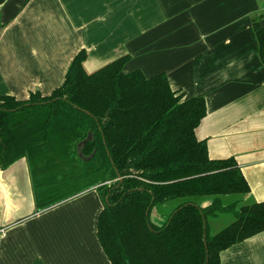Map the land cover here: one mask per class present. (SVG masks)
I'll return each mask as SVG.
<instances>
[{"label": "crops", "instance_id": "obj_1", "mask_svg": "<svg viewBox=\"0 0 264 264\" xmlns=\"http://www.w3.org/2000/svg\"><path fill=\"white\" fill-rule=\"evenodd\" d=\"M261 14L262 0H0V96L50 94L81 49L89 72L128 54L125 72H163L185 97L204 98L197 138L211 159L234 158L247 199L263 201ZM101 207L92 187L38 209L20 158L0 170V264H110L95 235ZM219 264H264V231L221 251Z\"/></svg>", "mask_w": 264, "mask_h": 264}, {"label": "trees", "instance_id": "obj_2", "mask_svg": "<svg viewBox=\"0 0 264 264\" xmlns=\"http://www.w3.org/2000/svg\"><path fill=\"white\" fill-rule=\"evenodd\" d=\"M259 17L254 50L264 64ZM86 57L79 50L48 95L0 96V170L27 158L38 209L95 187V235L110 264H219L221 251L264 231V200L247 199L234 158L211 159L196 136L202 96L185 97L163 72H125L128 54L92 72ZM165 203L171 211L153 222ZM221 214L233 220L211 234L208 220Z\"/></svg>", "mask_w": 264, "mask_h": 264}, {"label": "rangeland", "instance_id": "obj_3", "mask_svg": "<svg viewBox=\"0 0 264 264\" xmlns=\"http://www.w3.org/2000/svg\"><path fill=\"white\" fill-rule=\"evenodd\" d=\"M262 1L264 3V0ZM256 19L260 20V17H257ZM202 203H204V201ZM172 206L173 205L167 203L155 205V207L152 208L150 215L152 221L156 223H161L166 218L167 214L171 211ZM232 220H233V216L231 214H221L218 217L210 218L208 220L210 233L213 234L218 232L223 227L228 225Z\"/></svg>", "mask_w": 264, "mask_h": 264}, {"label": "water", "instance_id": "obj_4", "mask_svg": "<svg viewBox=\"0 0 264 264\" xmlns=\"http://www.w3.org/2000/svg\"><path fill=\"white\" fill-rule=\"evenodd\" d=\"M90 138H91V135H87L86 139L83 140L82 142H80V143L78 144V146L82 145L83 143H85V142H86L87 140H89ZM84 159H88V158H84Z\"/></svg>", "mask_w": 264, "mask_h": 264}]
</instances>
